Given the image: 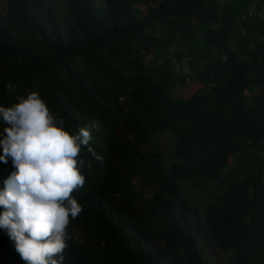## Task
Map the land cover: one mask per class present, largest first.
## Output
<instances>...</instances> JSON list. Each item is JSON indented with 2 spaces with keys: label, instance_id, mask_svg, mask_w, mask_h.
<instances>
[{
  "label": "trees",
  "instance_id": "1",
  "mask_svg": "<svg viewBox=\"0 0 264 264\" xmlns=\"http://www.w3.org/2000/svg\"><path fill=\"white\" fill-rule=\"evenodd\" d=\"M62 1L63 27L45 0H0V106L37 92L66 130L99 125L63 264H210L200 225L228 264H264V0ZM161 134L170 157L145 148ZM0 264H25L3 230Z\"/></svg>",
  "mask_w": 264,
  "mask_h": 264
},
{
  "label": "clouds",
  "instance_id": "2",
  "mask_svg": "<svg viewBox=\"0 0 264 264\" xmlns=\"http://www.w3.org/2000/svg\"><path fill=\"white\" fill-rule=\"evenodd\" d=\"M17 100L0 106V163L13 168L0 190V230L25 264H63L68 227L83 211L74 193L85 185L83 167H91L81 153L104 162L90 143L99 125L70 132L37 92Z\"/></svg>",
  "mask_w": 264,
  "mask_h": 264
},
{
  "label": "rangeland",
  "instance_id": "3",
  "mask_svg": "<svg viewBox=\"0 0 264 264\" xmlns=\"http://www.w3.org/2000/svg\"><path fill=\"white\" fill-rule=\"evenodd\" d=\"M100 1V0H98ZM47 4H49L53 10V12L57 16V20L59 22V25L61 27L65 24V18L69 14L67 7L64 5L62 0H45ZM249 10H254V6L250 7ZM256 17L259 19H264V5L262 6L261 11L257 12ZM68 20V19H67ZM65 21V22H64ZM150 57H152L150 55ZM190 59V56L186 54V52L182 55V62L181 64H176V73L177 74H188L190 72L189 65L187 61ZM178 94L182 95L184 97L188 95H192L193 93L199 92V86L195 81L190 80L189 78H184L183 82L178 84ZM173 138L166 135L161 134L158 137L154 138L145 148L148 150H158L163 155L169 156L172 152L173 147ZM192 196V204L193 209L196 215H202V209L204 203V199L200 197L199 195ZM199 236L198 238L202 242V247L204 250V253L209 261L210 264H228L229 257L231 253L229 251H222L219 249L216 244L214 243V240L209 237V235L205 232L204 226L200 225L199 227Z\"/></svg>",
  "mask_w": 264,
  "mask_h": 264
}]
</instances>
